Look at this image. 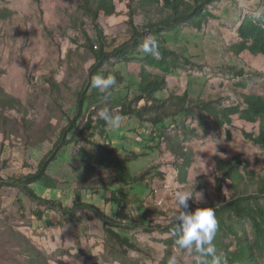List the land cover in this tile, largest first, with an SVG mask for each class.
<instances>
[{
  "label": "rangeland",
  "instance_id": "rangeland-1",
  "mask_svg": "<svg viewBox=\"0 0 264 264\" xmlns=\"http://www.w3.org/2000/svg\"><path fill=\"white\" fill-rule=\"evenodd\" d=\"M115 3L116 15L108 17L102 12L94 20L81 0H0V11L12 10L7 19L0 21V84L22 103L17 110L3 111L6 120L0 113V177L10 180L35 172L40 161L56 149L59 158L51 163L49 174L61 183L60 188L48 190L38 183L35 187L39 192L62 200L69 207L83 201L98 205L122 220L125 227L119 231L138 250L123 248L112 240L103 222L86 208L79 209L71 223L56 212H45L42 219L35 211H43V204L33 203L18 187L4 186L0 190V264H162L169 249L166 241L172 236L158 226H167L175 220L179 211L177 191L188 190L197 197L189 201V210L214 209V205L224 200L216 184L217 157L229 161L239 156L248 178L264 175V148L243 135V130L256 131L258 127L238 119L233 125L216 129L210 117H204L207 124L201 125L198 113L189 117L178 114L169 121L175 125L169 130L170 144L158 146L160 143L157 145L155 140V150L145 149L133 156L119 149L127 144L130 150L139 151L132 143L134 134L124 138L122 130L136 128L142 133V137L137 135L140 140L147 135L154 139L158 136L153 135L151 124H139L135 117L122 118L119 127L110 131L119 150L107 155L114 163L126 166L135 177L150 172L145 181L132 185L115 182V170L104 169L96 159L83 164L80 148L86 150V158L92 154V146L87 142L84 148L67 147L65 141L59 142L61 133L77 113L84 89L88 87L84 97L89 100L101 93L88 84L89 68L94 63L90 42L100 48L102 34L106 38L105 49L110 52L131 36L127 1ZM211 11L214 17L209 18L202 30L180 24L168 33V45L181 55V66L167 76L168 86L159 97L165 99L187 91L193 99L200 97L227 106L240 101L243 94L264 95V56L248 52L236 55L229 49L238 41V27L244 16L261 18L264 0H223ZM159 17L162 14L157 11L151 14L139 11L134 22L141 28ZM145 36L153 38L154 33L145 30ZM139 51L143 53L141 48ZM112 61L106 62L104 69L125 77L124 82L118 81L121 89L118 99L124 98L128 92L123 87L128 83L129 67L125 62L112 66L116 64ZM49 79L60 83L59 93L53 92ZM88 109L89 105L84 111ZM85 118L79 120L75 131L68 132V138L75 132L89 133L82 129ZM183 123L188 129H196V135L183 132ZM142 125L147 128H141ZM184 154L193 162L187 170L186 182L181 183L175 165ZM100 184L109 188L100 189ZM116 191L126 203L124 209L105 202ZM223 193L225 199L233 194L228 182L223 183ZM142 206L148 207L149 214L145 224L139 225ZM159 210L165 216L154 213ZM49 221L54 224L49 225ZM245 224L251 234L250 223ZM148 228L153 230L148 232ZM225 240L234 245L232 235ZM171 249L176 264H196L193 252L177 245Z\"/></svg>",
  "mask_w": 264,
  "mask_h": 264
},
{
  "label": "trees",
  "instance_id": "trees-1",
  "mask_svg": "<svg viewBox=\"0 0 264 264\" xmlns=\"http://www.w3.org/2000/svg\"><path fill=\"white\" fill-rule=\"evenodd\" d=\"M40 1V0H37ZM129 8V20L131 36L123 42L119 47L112 51L105 49L106 38L100 35L102 41L101 47L99 45H88L93 52L94 63L89 68V81L91 86V79L95 75H102L107 77L112 75L115 77L117 84L112 90V95L105 98V94L97 93V97L89 100L84 97L86 87L81 94L78 104V110L74 118L69 122L68 127L63 130L59 142L65 141L67 147L76 145L78 148L83 147L85 143L92 146L89 158L85 157L84 149L80 148V154H83V164L88 160L96 159L101 166L112 168L115 170L114 181L120 184L132 185L143 182L149 171L133 176L127 167L114 163L107 154L117 152L118 148L114 143L112 134L110 133L112 127L104 120L99 118L98 112L100 109L107 108L115 114L122 116V118L135 117L140 123H149L152 126L153 135L156 134L158 138L154 139L152 135L143 136V140L137 139L142 133L136 128L123 131L122 136L129 138L134 134L133 145L139 151L130 150V145H122L119 149L125 150L137 156L142 153V150H155V140L157 145L171 142L169 130L175 125L171 124L172 118L178 114L189 117L192 114L198 113L200 116V124L206 125L204 117H210L213 120L214 127L220 129L225 125H233L236 119L257 125L256 131L243 130L244 137L251 141L254 145L262 146L264 148V95L259 93L243 94L240 101L233 105H223L215 101H205L203 98L193 99L189 92L185 91L183 94H174L163 99L159 97V93L166 90L168 86L167 76L172 75L178 67H180L181 55L178 51L169 47L168 33H172L175 26L184 24L193 27L197 30H202L204 25L209 21V18L214 17L211 7L218 5L223 0H126ZM84 9L91 13L94 20H97L100 14L110 17L117 14V6L115 0H81ZM139 11L146 14H151L154 11L162 14V17L151 20L143 25L141 28L137 27L134 22V17ZM12 13L11 9H3L0 11V21L7 19L8 15ZM145 30H151L154 33V38L157 41L156 55L145 53L142 45L149 38L145 36ZM90 41V40H89ZM141 48L142 52L139 51ZM236 55L248 52L253 56H264V12L261 18L256 19L252 16L246 15L242 18L238 27V41L232 44L229 48ZM139 55H143L140 57ZM115 60L116 66L119 63H127L129 67L128 83L123 87L128 92L124 98L118 99L120 86L118 81L124 82L125 77L112 69H104L106 62ZM113 62V61H112ZM48 83L52 86L55 93H59L60 86L54 79H49ZM242 85H245L242 82ZM22 103L19 98L14 97L6 92L0 84V113L4 118L3 111L7 108L17 110ZM89 105V109L85 107ZM196 110V111H195ZM85 117V126L89 133H82L80 139L77 138V132L68 138V132H73L78 127L79 120ZM171 118V119H170ZM170 121V122H169ZM170 123V124H168ZM141 128H147L143 126ZM183 132H190L193 136L196 135V129H188L187 125L182 124ZM136 133V135H135ZM137 136V137H136ZM142 137V136H141ZM104 141H103V140ZM57 142V144L59 143ZM156 145V146H157ZM102 148L103 150L99 149ZM118 149V150H119ZM59 158L56 149L50 151L49 155L40 161L38 169L30 171L21 178H13L4 180L0 177V190L4 186H14L20 188L23 193L33 202L44 205L43 211H35V215L42 218L45 217V212H56L58 215L67 218V223L73 222V219L78 215V210L86 208L92 211L99 220L104 224L107 235L115 240L121 247L138 250L136 244L132 243L127 236H124L119 230L124 229L125 225L122 220H119L108 214L98 205L83 201L77 203L73 207L64 205L63 201L57 198H49L42 195L35 187V184L41 183L46 189L60 188L61 183L55 180L49 174V167L51 163L57 161ZM181 162H177L175 167L179 173V181L185 183L187 180V170L192 165V159L189 155L184 154L181 157ZM217 169L219 177L216 184L217 189L224 197V200L219 204L214 205V211L217 219V231L214 236L213 245L216 248V255L222 258L223 264H264V175H256L254 178H249L243 173V163L239 156L233 157L229 161H225L221 157L216 158ZM87 165V164H85ZM100 170V169H99ZM78 182V181H77ZM112 182V181H110ZM229 183V190L233 191L229 199H225L226 195L223 193V183ZM98 188H109L102 184ZM116 186V185H112ZM111 186V187H112ZM118 192H114L110 197L106 198V204L113 203L124 209L126 203L118 196ZM143 208V213L140 216L139 225H144L148 219V207ZM193 211V210H190ZM160 216H165L163 211L154 212ZM250 223L252 233L250 234L246 228L245 223ZM49 225L54 224L52 221ZM63 225V222H59ZM164 232L171 234V238L167 239V257L162 264H169L172 257V247L175 244L177 237L172 235L173 229L176 227V220L172 221L167 226H158ZM153 230L148 228V232ZM232 235L234 238V245L228 243L225 237ZM235 247V248H233ZM205 259V264H212V258Z\"/></svg>",
  "mask_w": 264,
  "mask_h": 264
},
{
  "label": "clouds",
  "instance_id": "clouds-1",
  "mask_svg": "<svg viewBox=\"0 0 264 264\" xmlns=\"http://www.w3.org/2000/svg\"><path fill=\"white\" fill-rule=\"evenodd\" d=\"M142 49L145 53L156 55V39L154 37L147 39ZM116 84L117 81L112 75L107 77L95 75L91 79V87L101 90L105 98L112 95ZM98 115L113 128L119 127L122 121V116L107 108L100 109ZM193 197L197 200V197L188 190L175 193L179 209L175 216L176 227L172 231V235L177 237L175 244L182 250L193 252L196 264H205V259L202 258L208 257L212 258V264H223L222 258L216 255V248L213 245L218 227L215 211L212 207H198L195 211H190L189 201ZM169 264H176L175 257L170 259Z\"/></svg>",
  "mask_w": 264,
  "mask_h": 264
}]
</instances>
